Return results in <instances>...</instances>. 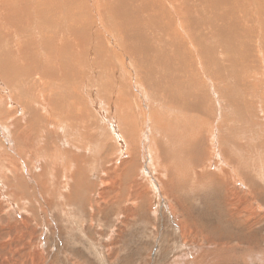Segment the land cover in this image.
I'll use <instances>...</instances> for the list:
<instances>
[{
	"label": "bare ground",
	"instance_id": "obj_1",
	"mask_svg": "<svg viewBox=\"0 0 264 264\" xmlns=\"http://www.w3.org/2000/svg\"><path fill=\"white\" fill-rule=\"evenodd\" d=\"M250 1L251 5L247 6L244 0H0V123L6 124L10 118L22 117L18 125L10 122L11 125L0 127V174L16 173V163L10 155L14 149L10 148L11 143L17 142L29 153V149L34 147L32 154L36 156L31 158L35 163L54 155V162L51 161L53 158L50 159L52 164L59 169L69 170H61L63 176H69L67 173L74 167L80 174L88 168L96 169L97 161L86 163L83 153L87 152V148L93 151L97 144L103 143V133L88 136L91 129L89 123H92L109 130L107 133L116 144L115 155L121 156V167L125 166L121 171L118 168H104L106 154L109 155L107 149L105 158L100 156L98 159L102 176H134L137 160L132 155V161L128 162L127 143L118 134L117 122L109 120L110 113L103 109L96 112L91 110L94 121L89 122V114L83 112V104L79 102L87 93L90 94V89L92 93L87 100L93 102L95 91L89 87L99 82L106 88L105 94H114L115 110L117 116L121 117L119 127L124 128L126 121L131 122L126 131L129 128L135 130L133 117L139 115V106L131 91L124 96L119 89L123 74L135 78L132 65L131 68L127 66V62L132 64L129 55L132 52L137 68L138 64L142 67L145 86H154L160 93L159 99L164 109L159 108L163 118L158 126L165 129L166 135L161 139L172 148L174 163H179L176 160L184 158L185 153L189 152V129L199 125V121H207L205 129L209 134L206 150L214 155L209 154L211 157H208L207 152L201 149L202 157L196 163L201 164V158L206 156L209 159L204 166L213 168L217 167V161L214 162L216 158L218 165L224 163L228 172L232 176H239L240 179L235 178L241 182V174L246 173V164L241 160L245 158V152L239 149V145L241 142L248 143L250 136L255 135L253 131L256 140L262 133L260 126H255L250 135L251 128L245 121L250 118L252 110L256 115L264 113L262 99L254 98L255 95L252 99L250 95L247 99L237 98L235 88L228 82L232 75L242 72L240 70L244 64L264 63V8L257 6L254 0ZM112 46L118 48L119 54ZM77 70L80 76L75 81ZM212 71L220 79L225 93L230 91L231 96H235L232 99L226 94L229 102L238 107L237 114L231 112L225 96L222 97L219 89L212 84ZM223 84H226L228 91ZM80 86L85 91L82 96L76 93ZM213 99L218 113L214 110ZM248 99L254 106V99H257V107L252 110L248 106L245 108ZM122 102L124 105H120ZM36 104H40L39 109ZM241 111L244 118L240 117L243 116ZM226 112L236 126L230 125ZM215 117L221 119L219 128L215 125ZM36 132L39 137L42 132L47 133L50 141L46 142V146L37 139ZM68 144L71 156L77 149L79 154L73 157L77 161L68 158ZM99 148L97 146V150ZM47 149L53 151L48 152ZM232 151L241 159L235 157ZM192 164H189L190 167ZM235 198V205L242 210V214L243 197L239 195ZM6 200L7 194L0 195V203ZM184 230L190 236L188 229Z\"/></svg>",
	"mask_w": 264,
	"mask_h": 264
},
{
	"label": "rangeland",
	"instance_id": "obj_2",
	"mask_svg": "<svg viewBox=\"0 0 264 264\" xmlns=\"http://www.w3.org/2000/svg\"><path fill=\"white\" fill-rule=\"evenodd\" d=\"M244 1L247 6L251 5L250 0ZM254 2L264 8V0ZM112 47L119 54L118 48ZM131 53L129 52L132 64L127 62V66L134 69L135 78L123 74L119 89L124 96L131 91L139 106V115L133 117L136 122L135 130L129 128L126 131L127 125L131 124L126 121L124 128L119 127L121 117L117 116L118 112L115 110L112 98L114 94L106 92V95V88L99 82L89 87L95 91L93 102L87 100L92 93L91 89L90 94L87 93L79 102L83 104V112L89 114V122L94 121L91 110L96 112L97 109L110 113L109 120L117 122L118 134L127 143L128 162L132 161V155L137 160L134 176H102L98 159L100 156L105 158L108 150L104 168H118L121 171L125 166L121 167V156L115 155L116 144L107 133L109 130L92 123H89L91 129L88 136L103 133L104 139L103 143L97 144L100 147L98 150L95 146L93 151L89 148L87 152L83 151L86 163L97 161L98 164L96 169L92 168V171L88 168L83 174L76 172L74 167L67 173L69 176H63L64 172L61 170H69L53 165L54 155L35 163L32 160L34 158H31L36 156L32 154L34 147L29 149L31 155L23 150L22 144L11 143L10 149H14L12 151L15 153L10 155L16 163L17 171L0 174L3 182H0V195L7 194V200L0 203V264H264V113H252V109L257 107V99H254L255 106L249 99L245 102V108L250 107L252 110L250 118L247 117L251 120L245 122L251 128L250 135L255 126H260L263 134L256 140V133L253 131L252 134L255 135L250 136L248 143H240L239 149L245 152L244 159L235 156L232 151L235 157L246 164V173L241 174L242 183L235 178L240 179L239 176H232L228 172L224 163L218 165L219 160L216 158L214 162L217 161V167L204 166L205 163L208 164L209 158L206 156L201 158V164L196 163L202 157L201 149L207 152L208 157L213 154L206 150L209 134L205 129L207 121H199L194 130L189 129L194 133L188 132L191 141L189 152L185 153L184 158L176 160L181 163H174L172 148L161 139L166 135L165 129L158 126L163 118V112L159 108L164 109L159 99L160 93L154 86H145L142 67L138 64L137 68L135 56ZM255 64L257 63L244 64L243 69L241 66L242 72L232 75L228 82L235 88L237 98L247 99L250 95L252 99L255 95L254 98L262 99L264 106V63L258 64L259 66ZM75 76L76 81L80 76L78 70ZM211 76L212 84L219 89L222 97L225 96L231 112L237 114L238 107L233 106L226 95L228 93L232 97L230 91L225 93L220 79L213 71ZM223 85L228 91L226 84ZM76 90L78 96L85 93L81 86ZM109 105L114 109H110ZM39 106L40 104H36L38 109ZM213 107L218 113L214 99ZM79 108L81 109L80 106ZM241 113L243 116L240 117L244 118V113ZM225 115L230 119L228 112ZM16 118H10L7 125L0 123V127L9 126L10 122L18 125L22 117ZM215 121L219 128L221 119L215 117ZM230 125L236 126L231 119ZM38 131L41 133L40 127ZM36 136L43 146L50 141L46 132L40 134L45 138L38 134ZM69 148L68 144V158L77 161V158H73L79 154L77 149L71 156ZM57 161L58 158L56 163ZM190 163H193L194 170ZM132 168L133 166L130 169ZM72 173L75 175L71 176ZM239 195L243 197L244 203L242 214V210L235 205V197ZM184 228L188 229L190 236L185 234Z\"/></svg>",
	"mask_w": 264,
	"mask_h": 264
}]
</instances>
